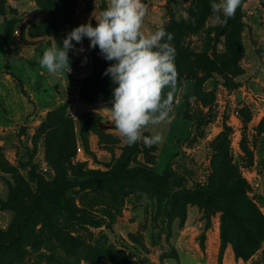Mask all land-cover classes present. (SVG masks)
<instances>
[{"label": "rangeland", "instance_id": "1", "mask_svg": "<svg viewBox=\"0 0 264 264\" xmlns=\"http://www.w3.org/2000/svg\"><path fill=\"white\" fill-rule=\"evenodd\" d=\"M142 2L146 34L164 27L173 46L179 40L211 60L227 52L213 0ZM107 3L75 0L52 10L49 0H0V239L17 238L37 192L75 182L69 209L44 203L20 243L0 248V264H264V0H241L237 8L244 55L236 67L210 73L194 57L176 66L174 111L156 126L163 140L151 147L128 146L110 122L114 85L103 75L110 62L87 38L84 52L69 53V73L49 75L37 62L74 27L95 26ZM196 6L198 28L181 29ZM127 160L130 169L166 173L167 182L88 177ZM236 176L259 211L255 240L242 247L258 248L249 258L235 252L233 222L225 232L223 200L197 197Z\"/></svg>", "mask_w": 264, "mask_h": 264}, {"label": "clouds", "instance_id": "2", "mask_svg": "<svg viewBox=\"0 0 264 264\" xmlns=\"http://www.w3.org/2000/svg\"><path fill=\"white\" fill-rule=\"evenodd\" d=\"M240 5L241 0H213L210 8L218 22L227 24ZM147 13L142 0H108L107 6L93 16L95 26L89 20L74 27L58 45L45 49L37 61L49 75L69 73V53L84 52L85 38L90 49L98 48L102 58L110 62L103 75L114 85L108 107L110 122L128 146L143 142L151 147L162 142V134L155 129L170 122L177 92L176 50L171 43L174 36L164 27L146 34L143 24ZM86 62L84 57L82 63ZM166 88L170 90L165 94Z\"/></svg>", "mask_w": 264, "mask_h": 264}, {"label": "trees", "instance_id": "3", "mask_svg": "<svg viewBox=\"0 0 264 264\" xmlns=\"http://www.w3.org/2000/svg\"><path fill=\"white\" fill-rule=\"evenodd\" d=\"M49 2L51 3L50 6L52 10L56 8V6H66L69 3L75 5V0H49ZM69 10L71 9H66L67 12ZM196 12L197 15H195V17H193L187 25L178 24V26L181 29H197L202 16L201 6H196ZM239 18L240 12L236 10L234 17L228 19L227 24H224L227 37V52L220 57L218 61L217 58L211 60L208 54L196 55L191 52L189 47L184 44H180L179 40H174V48L176 50L175 65H188L190 60L194 57L199 65L205 67L207 72L210 73H215L214 70L218 65L223 71H229L231 67H236L239 60H241L244 55V48L240 35ZM226 83L228 87L231 88L239 86V84ZM128 162L129 160L118 164L108 172H93L89 174L88 177L101 182H114L121 179H132L136 177H142L161 185L167 182L168 177L166 173L160 174L142 167L130 169L126 166ZM234 180L236 182L230 186L210 185L204 187L201 192L197 193V197L198 199L206 202L214 201L216 198L223 200V227H225V232L229 229L226 226L228 225L226 223L229 221L233 222V239L231 241L233 242L235 252L237 253V256L241 258H249L258 248H254L250 252L242 247L244 246V243L250 245V243L255 240L258 231L255 216L258 215L257 213L259 211L257 210L253 199L249 195L250 187L248 183L245 180H242L240 176H236ZM74 183L75 182L72 180H65L53 188L37 192L30 212L22 218L19 224L17 238L13 240L1 238L0 248L3 246H17L20 243V239L27 233L26 225L41 213L44 203H52L61 208L69 209L67 192ZM259 215L261 218H264L261 213Z\"/></svg>", "mask_w": 264, "mask_h": 264}]
</instances>
